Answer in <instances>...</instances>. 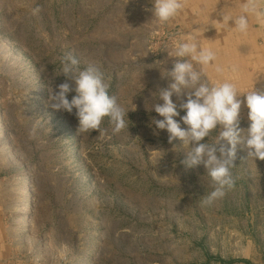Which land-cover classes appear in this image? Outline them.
Returning a JSON list of instances; mask_svg holds the SVG:
<instances>
[{
	"label": "rangeland",
	"instance_id": "374dc122",
	"mask_svg": "<svg viewBox=\"0 0 264 264\" xmlns=\"http://www.w3.org/2000/svg\"><path fill=\"white\" fill-rule=\"evenodd\" d=\"M212 1L183 0L159 24L152 0H0V264H264V160L238 145L234 187L207 205L204 166L185 170L186 149L152 123L168 53L190 36L215 53L209 84L232 83L241 100L254 89L225 71ZM68 53L104 71L128 128L114 134L105 117L78 134L75 109L49 106Z\"/></svg>",
	"mask_w": 264,
	"mask_h": 264
},
{
	"label": "clouds",
	"instance_id": "9594fccd",
	"mask_svg": "<svg viewBox=\"0 0 264 264\" xmlns=\"http://www.w3.org/2000/svg\"><path fill=\"white\" fill-rule=\"evenodd\" d=\"M152 4L149 11L159 24L176 17L184 7L183 0H152ZM242 11L244 14L236 18L223 14L222 20L233 22L236 30L245 32L249 26L247 14L264 18V9H259L252 0ZM168 54L175 59L172 68L163 69L161 75L170 78L171 82L158 93L162 103L152 107L162 119L153 118L152 123L158 130H167L169 144L178 139L186 149L185 157L180 161L185 170L204 166L213 190L204 196L203 203L211 205L225 196L226 189L235 185L231 169L235 165L238 145L247 148V157L253 161L264 160V90L254 88L241 100L232 83L209 84L204 78L203 66L216 59L215 53L200 47L195 36L177 43ZM58 59L61 65L58 75L62 74L65 81L57 85V89L50 87L48 90L52 109L68 113L75 109L78 134L92 130L100 133L105 117L113 126L114 134L128 128L125 117L129 110L118 103L115 95L109 94V84L99 66L88 64L81 68L80 61L71 53ZM193 62L201 65V69L197 70ZM73 92L75 95L69 100L68 95ZM242 104L248 109L250 123L247 130L240 127ZM181 111L184 112L182 116ZM214 131L217 134L213 137ZM206 137L209 141L202 142Z\"/></svg>",
	"mask_w": 264,
	"mask_h": 264
},
{
	"label": "crops",
	"instance_id": "0c3cea01",
	"mask_svg": "<svg viewBox=\"0 0 264 264\" xmlns=\"http://www.w3.org/2000/svg\"><path fill=\"white\" fill-rule=\"evenodd\" d=\"M249 2L250 0H221L222 7H215L220 12L215 13L213 11L215 1L213 0L210 7L205 8L206 11L211 12L207 26L214 31L217 30V25H220L221 33L215 32V38L211 37V40L218 39L224 42L220 51L221 57L226 60L225 71L244 74L242 83H244L245 89L249 88L252 83L255 84L252 86L253 88L264 90V18H258L251 13L247 14L249 26L245 32L236 30L233 22L225 23L222 20L223 14L231 15L233 18L244 14L243 6ZM252 2L259 9H264V0H252ZM223 62L225 61L223 60ZM222 67L223 65H221V69ZM238 82L241 81L238 80Z\"/></svg>",
	"mask_w": 264,
	"mask_h": 264
}]
</instances>
